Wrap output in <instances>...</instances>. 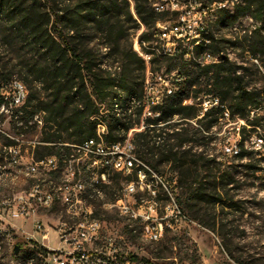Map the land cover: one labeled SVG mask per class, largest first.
Listing matches in <instances>:
<instances>
[{
	"label": "trees",
	"instance_id": "16d2710c",
	"mask_svg": "<svg viewBox=\"0 0 264 264\" xmlns=\"http://www.w3.org/2000/svg\"><path fill=\"white\" fill-rule=\"evenodd\" d=\"M235 6L232 13L227 10L219 15L214 34L210 35L208 48L214 55L223 53L221 61L197 66L182 57H151L150 64L161 58L168 68L180 67L184 78L181 82L174 81L178 89L155 108L159 115L143 119L142 108L135 104L130 112L134 116L127 115L126 99L139 98L142 94L143 78L134 74L133 65L144 69V62L130 43L120 41L128 36L129 28L139 31L142 24L140 43L147 42V47H151L155 23L164 16L156 14L148 0H0V38L9 49L6 54L0 53V81H8L16 74L27 86L19 119L25 123L33 114L41 113L39 141L49 143L38 145L34 156L55 155L61 162L68 148L60 144L94 137L97 122L92 117L100 115L99 121L106 128V141L125 139L134 129L132 143L139 160L156 172L162 163L170 164L169 171L176 176L170 193L179 207L182 211L194 210L193 217L200 224L215 230L217 205L220 210L235 206L230 193L231 171L215 161L214 155L202 150L191 153V150L201 147L198 136L213 139L214 129L226 115L234 122L242 121L237 132L238 148L232 155L233 159L241 160L248 154L244 133L264 128L257 112L264 102V92L254 84L248 67L223 52L227 45L232 47L238 41L216 35L217 24L232 26L239 18L250 16L256 26L243 33L245 50L251 59L263 57L264 0H241ZM126 22L132 26L124 28ZM90 31L94 35L103 34L105 41L101 46L90 44L93 35L85 37ZM111 42L124 60L118 72L103 64V58L110 54ZM200 49L201 46L195 48L194 53ZM199 94L212 99L201 117L198 103L183 104V100L194 99ZM174 116L178 117L176 121ZM190 121L196 126H183ZM11 127L15 131L12 121ZM187 142L191 143L189 149H180ZM12 143L4 141L6 145ZM245 166L254 172L259 170L253 165ZM136 170L126 176V181L136 177ZM142 170L147 172L143 167ZM95 214L101 215L96 209ZM223 227L220 220L218 236L226 253L237 263L248 264L232 255L224 241L230 234L221 231ZM127 232L136 236L130 227ZM170 240L167 236L159 240L168 253ZM16 243L22 250L21 242ZM35 252L40 254L32 250L28 256Z\"/></svg>",
	"mask_w": 264,
	"mask_h": 264
},
{
	"label": "built area",
	"instance_id": "2783aa9c",
	"mask_svg": "<svg viewBox=\"0 0 264 264\" xmlns=\"http://www.w3.org/2000/svg\"><path fill=\"white\" fill-rule=\"evenodd\" d=\"M153 11L163 15L162 20L155 23L153 39L150 42L164 44V53L167 57H182L186 61L197 66L211 63L206 52L201 57L186 56V42L196 32L207 31L205 15L210 9L218 5L232 3L241 0H213L212 8H205L204 0H148ZM157 23L174 24L173 33H158ZM141 31H139L140 33ZM139 33L135 36L133 50L143 59L145 73L143 77V98L135 100V106L142 108V118H155L161 95H169L170 88L162 94L153 77L156 76L150 70L151 57L154 53H146L140 49ZM161 79L160 75H157ZM28 89L18 78L12 77L8 81H0V139L9 140L10 145H0V174H10L5 165L13 166V174L20 173L24 168H33V172L48 175V172H57L60 176V186L57 191H49L46 187V195H39V187L31 189L29 197H12L0 203V225L9 214L23 220L31 218V230L23 235L21 242L23 249L40 251V264L42 260H50V264H148L139 257L137 251L127 252L123 250L125 236L117 229L107 226V219L101 215L93 214L90 210L78 209V183L80 176H89L94 184V190L105 191L104 174H130L136 170V177L124 183L120 192H125V199H118L117 214L123 220V215H132L133 223H123L127 226L138 225L139 230H149L155 233L157 241L161 240L167 232L176 231L191 221L179 207L172 193H165L162 200L151 189L155 173L143 172L141 160L136 157L134 146L130 138L117 141H106L103 137V127H96L95 132H101V140L85 139L77 143H62L68 148L61 162L55 155H45L40 158L34 156V150L38 145L49 143L33 141L32 149L22 163L20 136L33 127L41 129L42 115L35 113L25 123L19 119L20 109L26 101ZM213 103H216L215 101ZM206 109L207 101L202 103ZM210 106V103H209ZM134 116V113H133ZM11 121L15 127L12 130ZM9 124L5 129L4 124ZM18 131V132H17ZM46 185V182H44ZM145 189L154 194V201L143 202L140 195ZM53 193L62 194V205L72 211V218H62L58 212L55 219L42 221L38 217L41 210H50L49 202ZM2 229L0 228V232ZM53 235V236H51ZM53 239L55 247H51L44 241ZM17 242V241H16ZM14 243L11 247L13 250Z\"/></svg>",
	"mask_w": 264,
	"mask_h": 264
},
{
	"label": "rangeland",
	"instance_id": "374dc122",
	"mask_svg": "<svg viewBox=\"0 0 264 264\" xmlns=\"http://www.w3.org/2000/svg\"><path fill=\"white\" fill-rule=\"evenodd\" d=\"M204 2L206 6L213 7V0H204ZM233 2L235 3V1ZM231 4L232 3H226V6L231 7ZM235 5L238 4L235 3ZM235 7L232 8V12ZM223 11L225 10L217 7L210 11L212 14V18L209 21V29L212 30H210V33L212 32V34H214V26L218 21L219 15ZM131 26L132 23L130 22L124 24V28ZM217 26L219 27L216 31L218 37L238 41L232 47L227 45L226 48L223 49L224 54H227L232 60L248 67L249 72L252 73L251 78L254 84L264 92V56H257L259 57L258 60L251 59L250 54L245 50L247 46L243 40V33L252 30L254 26H256L254 20L250 18V16H244L239 18L232 26L229 24H217ZM143 29L144 26L140 24L139 31ZM139 31L129 28L128 36L121 39L120 43H130L133 49L134 39ZM91 35H93L91 38V45H96L98 43V45L101 46V43L105 41L103 34L98 33L94 35L93 31L86 32L85 37H90ZM141 45L146 53H149L148 51H150L152 53L154 52L155 56H158L155 51H152V47L155 46V44H152L151 47H147V42L142 43ZM110 47V54L103 58V64L107 66L110 65L113 70L118 72L124 65V60H122L114 42H111ZM104 50L105 49H102V51ZM8 51L9 49L3 45L0 38V53L6 54ZM220 55H223V53ZM133 67L135 68L134 74L138 77L142 76L143 78L145 69H139L137 64H134ZM150 70L156 75L152 79L156 82L157 87L162 94H165L164 90L166 88H170L172 92L176 91L178 85L174 81L181 82L184 78V76L180 74V67L174 66L168 68L167 63L161 58H158L157 61L150 64ZM157 75L161 76L160 80ZM13 77L17 78V75L13 74ZM139 79L140 78L137 80L139 81ZM129 101L130 97L126 99V105L133 112L132 105L134 104ZM203 101H207L208 106L209 103H212L210 96L199 94V96L194 99L188 98L183 100V104L198 103V114L199 117H201L206 110L202 104ZM130 110L127 111V115L132 118L133 113H130ZM257 112L259 117H261V122L264 123V102ZM98 117L100 118V115H97V124L104 126V124L99 121ZM177 119L178 117L174 116V121ZM97 124L96 127H98ZM240 124H242V121L234 122L227 119V116L225 115V118L221 119L218 127L214 129V131H216L215 134L212 133L214 138L207 140L202 138V136H198V139L201 142V147L199 149L192 148L191 150V153L202 150L206 151L204 153H207L209 156L214 155L215 161L220 162V165L227 166L231 171L233 182L231 184L232 188L230 193L232 195V203L235 206L231 208H222V210H220V206L217 205V223L215 230L212 231L200 224L193 217L194 210H184V214L191 222L176 231L167 232L165 234V236L171 239L169 242L170 252L168 253V251L165 250L164 245L159 243V241L141 240L137 236L128 234L123 225L126 221L118 216L117 210L113 207H103L101 204L102 202H94L95 209L101 213V216H105L107 219V226L111 229H117L124 234V251H137L139 257L145 260L148 264H239L226 253L222 238L218 236V233H220L221 220V223L224 224L221 231H224L225 233L229 232L230 234V236L225 238L224 241L231 249L232 255L248 264H252V261L254 260L256 261V264H264V128H259L255 132L251 131L244 133V146L248 151V154L241 160H237L233 159L232 155L238 148L237 143L239 141V135L237 132ZM183 126L190 128V126L194 127L196 125L193 121H190L188 125L184 124ZM4 128H9L7 122L4 124ZM133 130L134 129L130 130L126 135V138H130L131 141ZM105 135L106 130H104L103 136ZM40 137L41 132L35 127L31 130L25 131L20 136L21 155L23 157L21 160L22 163L32 149V142L38 141ZM3 142L4 140L0 139V145ZM190 145L191 143L187 142L186 144H182L180 149H189ZM36 149H38V146H36ZM143 163L147 172H150L151 169L156 175L154 180L150 177L147 178L152 184L151 189H154L156 195L164 200L165 193H167V191L170 192L172 187L174 188L176 182L175 173L169 171L170 164L162 163L159 167V172H156L150 166H147L148 164H146V162ZM199 164L203 163L199 162ZM245 165H253L259 170L254 172L253 169L247 168ZM5 166L6 171L10 172V174H0V200L6 198L11 199L19 194H27L35 182H38L41 185H44V182H46L47 186L48 180H58L56 173L44 175L43 179V173L37 172L32 176L29 173V169L24 168L22 172L13 174V166ZM127 175L129 174H116L113 177L111 175V184L107 189L109 200L113 199L115 194L121 193L120 191L126 182ZM173 193H176V190H174ZM140 195L143 196V199L154 197V194L148 192L147 189H145ZM49 209L50 210H41L39 213H45L47 216L42 215L38 218L44 222L47 220L51 221V219L56 218L58 212L60 217L64 218L61 206L56 205ZM209 214L210 213H208V215ZM132 226L135 227V225ZM129 227L130 226H127L128 229ZM0 228L2 229L0 232V264H40L38 253L35 252V254L28 256V251L34 249H22L16 254H12L11 250L12 245L16 243V241L21 240L23 235L30 232L31 218L23 220L15 215L9 214L6 216L5 221L1 222ZM44 243H47L51 247L56 246V242L53 239L44 241Z\"/></svg>",
	"mask_w": 264,
	"mask_h": 264
},
{
	"label": "bare ground",
	"instance_id": "6f19581e",
	"mask_svg": "<svg viewBox=\"0 0 264 264\" xmlns=\"http://www.w3.org/2000/svg\"><path fill=\"white\" fill-rule=\"evenodd\" d=\"M235 3L238 4L239 1H235ZM235 3L233 2V6L231 4V7H227L226 3H225L223 5H218L217 8H221L225 11L229 10L232 12V8L235 6ZM205 8H211V7H208L205 5ZM211 10L212 9L208 10L207 14L205 15V26H207V31L194 33V35L190 36L189 42H186V56L201 57L202 53L206 52L210 57V62H219L222 59L221 58L222 55H220L222 53H220L219 55H214L211 52V50L208 48V45H209L210 39H211L210 35L212 34V32L210 33L211 29H209L210 28L209 27L210 26L209 21L212 18V14L210 13ZM157 32L158 33H173L174 32V24H172V23H157ZM200 46H201V49L198 50L197 53L196 52L194 53L195 48L200 47ZM140 49H142L141 43H140ZM152 51H155V53L160 57H167V53H164V44L162 42H155V46L152 47ZM148 52L150 53V51H148ZM171 92H172V90L170 89V93ZM166 96L167 95H161L160 96V104L163 103V100ZM142 98H143V93H142L141 97H139V99H142ZM135 100H136V98L131 97L129 102H131L132 104H135ZM159 113H160V111L158 110V115H159ZM92 118L97 119L96 116H94ZM97 125H98V127H103V134H104V130H106L105 127L101 124H97ZM89 139L101 140V132H96V135L94 137L89 138ZM142 167L144 168L143 164H142ZM28 169H29L30 175H32V176H34L37 173V172H33V168H28ZM49 173H56L58 180H55V181L52 179L48 180L47 186L41 185L40 183L35 182L31 186V188L27 194H19L15 197H29V196H31V189H33L34 185H36V187H39V195H46V187L48 188L49 191H57L58 187L60 186V176L57 172H48V174ZM111 175L112 174H104V182L109 183V184L105 185V191H101V192L94 190V184L90 180L89 176H80V183H78V209L90 210V208L93 207V214H95L94 202L99 201V202H102L101 204L103 205V207H105V208L113 207L115 210H117L118 199H125V192L115 194V196L111 200L108 199L107 189L111 184ZM6 199L0 200V203L4 202V200H6ZM152 201H154V197H152L150 199H143V202H152ZM56 205L61 206L64 218H72V211L67 207V205H62V194L61 193H53L52 201L49 202V208H52ZM123 219L126 221V223H133V216L132 215H123ZM130 228L132 229V233L135 234L137 237H139V239H141V240L157 241L156 234L149 232V230H139L138 225H135V227L131 225ZM39 257H40V254H39ZM42 264H50V260H42Z\"/></svg>",
	"mask_w": 264,
	"mask_h": 264
},
{
	"label": "water",
	"instance_id": "95a60500",
	"mask_svg": "<svg viewBox=\"0 0 264 264\" xmlns=\"http://www.w3.org/2000/svg\"><path fill=\"white\" fill-rule=\"evenodd\" d=\"M18 251H19V246L17 244H15L13 247V253L16 254V253H18Z\"/></svg>",
	"mask_w": 264,
	"mask_h": 264
}]
</instances>
